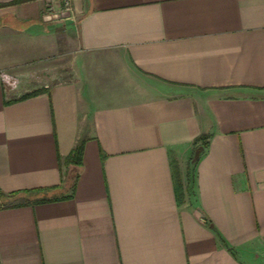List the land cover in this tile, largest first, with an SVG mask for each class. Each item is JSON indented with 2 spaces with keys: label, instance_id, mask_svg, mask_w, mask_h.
<instances>
[{
  "label": "crops",
  "instance_id": "0c3cea01",
  "mask_svg": "<svg viewBox=\"0 0 264 264\" xmlns=\"http://www.w3.org/2000/svg\"><path fill=\"white\" fill-rule=\"evenodd\" d=\"M50 1L0 0V264H264V0Z\"/></svg>",
  "mask_w": 264,
  "mask_h": 264
},
{
  "label": "trees",
  "instance_id": "16d2710c",
  "mask_svg": "<svg viewBox=\"0 0 264 264\" xmlns=\"http://www.w3.org/2000/svg\"><path fill=\"white\" fill-rule=\"evenodd\" d=\"M199 143H202L203 146L205 147L208 145V136L207 135H201L199 137H197L194 141V147L195 150L198 154H200L202 148L199 147ZM197 148H200L197 151ZM82 145H79L77 148L74 149V151L68 156L67 158V162H77V163H81V155H82ZM173 166H174V172H175V179H176V186H177V190H178V195L180 197V199H183L184 196V189H183V184L180 178V172H179V167H178V162L174 159L173 161ZM11 196V195H10ZM5 197V195L0 192V207L6 206V200H2V198Z\"/></svg>",
  "mask_w": 264,
  "mask_h": 264
},
{
  "label": "built area",
  "instance_id": "2783aa9c",
  "mask_svg": "<svg viewBox=\"0 0 264 264\" xmlns=\"http://www.w3.org/2000/svg\"><path fill=\"white\" fill-rule=\"evenodd\" d=\"M61 7H63V11L69 13L70 9H71V5H70V0H61ZM50 12L53 10V6L52 5H48V9ZM50 12H48L49 14H47V16H51L53 14H51ZM57 15V14H54ZM0 75L3 81V84L6 88H15L19 82H20V78L18 75L7 71V70H0Z\"/></svg>",
  "mask_w": 264,
  "mask_h": 264
},
{
  "label": "rangeland",
  "instance_id": "374dc122",
  "mask_svg": "<svg viewBox=\"0 0 264 264\" xmlns=\"http://www.w3.org/2000/svg\"><path fill=\"white\" fill-rule=\"evenodd\" d=\"M50 4L49 5H52L53 7H54V5H53V1L51 0L50 2H49ZM60 5H59V7L61 8V10L62 9H64L63 7H61L62 5H61V3H59ZM71 5V4H70ZM70 11H71V9H70ZM48 12H49V10H48ZM47 14H49V13H46V15ZM8 36H10V41H16L15 43H19V42H21V39H22V37L20 36V35H16V34H12V35H7V34H3V36H1V34H0V41L1 42H5V40H7L8 39ZM200 148H197V151L199 150ZM196 152V151H195ZM195 156V155H194ZM193 156V158H192V164H193V166H194V162H195V157ZM197 156V155H196ZM192 166V168H194Z\"/></svg>",
  "mask_w": 264,
  "mask_h": 264
}]
</instances>
